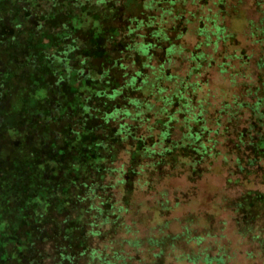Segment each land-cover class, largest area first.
I'll use <instances>...</instances> for the list:
<instances>
[{
  "label": "rangeland",
  "instance_id": "1",
  "mask_svg": "<svg viewBox=\"0 0 264 264\" xmlns=\"http://www.w3.org/2000/svg\"><path fill=\"white\" fill-rule=\"evenodd\" d=\"M143 1V15L133 6L122 12L125 17L136 18L139 13L153 18L152 24L141 28V34L150 36L158 33L154 29H161L151 38L153 53L145 55L144 73L138 75L137 82L149 95V126L153 128L145 135L152 139L145 141L142 157L134 165L127 145L107 167L105 179L87 192L92 224L87 228V250L78 263L264 264V213L254 219L249 216L244 225V214L236 209L241 194L264 192V185L252 171L240 172L236 159L246 161L247 155L244 149L242 153L234 150L231 140L235 134L224 130L229 119L238 121V117L243 119L240 127L249 125L246 120L255 109L253 104L264 97V78L258 81L259 75L264 77V0ZM48 8L52 12L59 9L53 4ZM0 13V61L6 62L10 46L6 20L14 24L16 16L11 13L6 17V0H0ZM29 23L32 29L38 18ZM56 35L46 34L45 39L50 41ZM78 51L74 48L71 54L76 56ZM48 60L49 65L55 64ZM16 65L12 62L9 75ZM40 74V82L51 78ZM69 74L73 75L72 71ZM17 80V90H6L5 83L0 90L4 104H0V126L16 130L21 137L25 125L18 116L20 95L30 83ZM159 85L166 91L158 94ZM34 90L36 97L44 94L41 85ZM179 91L184 100L178 105L169 103L166 111H161L159 99L179 95ZM262 105L257 112L264 109V101ZM234 109L238 114L233 116ZM193 119H201L208 130L204 143L209 150L203 157L206 169L199 177L192 173L191 154H155L193 143ZM2 127L4 154L6 133ZM0 167V173L5 172L6 163ZM131 167L133 173L129 174ZM0 185L6 187L1 177ZM33 195L39 197L37 191ZM2 210L0 207V216ZM2 246L6 249V243Z\"/></svg>",
  "mask_w": 264,
  "mask_h": 264
},
{
  "label": "trees",
  "instance_id": "2",
  "mask_svg": "<svg viewBox=\"0 0 264 264\" xmlns=\"http://www.w3.org/2000/svg\"><path fill=\"white\" fill-rule=\"evenodd\" d=\"M48 4L59 9L52 12ZM132 6L144 11L143 0H6V17L12 13L16 22L6 20L10 46L6 62L0 61V90L3 83L6 90H17V79H28L30 85L20 95L18 110L24 134L18 137L16 130L0 126L6 133V153L0 144V164L6 163L0 173L6 181V192L0 185V264H79L92 224L87 192L105 179L107 167L127 145L134 165L142 157L145 141L152 139L145 135L153 128L149 95L137 82L144 73L145 55L153 53L151 38L161 29H154L158 31L154 35L141 34L153 18L139 13L136 18L125 17L122 9ZM34 18L38 23L30 29L27 21ZM49 33L57 35L48 41ZM138 38L142 42H136ZM74 48L79 49L76 56L71 54ZM48 59L55 64L49 65ZM12 62H17L15 76L8 74ZM40 72L50 80L45 77L40 82ZM263 78L259 75L258 81ZM40 85L44 94L36 97L34 89ZM159 86L158 94L166 91ZM181 94L159 99L161 111L184 100ZM263 101L259 97L253 104L255 109L246 120L249 125L240 127L243 119L238 117V121L229 119L224 130L235 134L234 150L244 149L247 155L246 161L236 159L240 172L252 171L264 185V109L257 112ZM0 104L4 106L1 100ZM8 104L6 100V108ZM193 121V143L155 154H191L192 173L199 177L206 169L208 130L201 119ZM128 173H133L132 167ZM236 209L248 224L249 216L254 219L264 213V192H244L236 200Z\"/></svg>",
  "mask_w": 264,
  "mask_h": 264
}]
</instances>
